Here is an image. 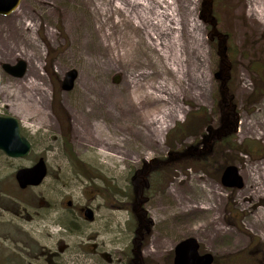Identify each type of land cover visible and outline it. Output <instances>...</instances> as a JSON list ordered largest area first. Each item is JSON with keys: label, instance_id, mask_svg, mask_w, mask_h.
<instances>
[{"label": "rangeland", "instance_id": "rangeland-1", "mask_svg": "<svg viewBox=\"0 0 264 264\" xmlns=\"http://www.w3.org/2000/svg\"><path fill=\"white\" fill-rule=\"evenodd\" d=\"M200 6L201 0H21L0 15V115L19 118L33 143L23 158L0 150V264L22 259L15 257L22 246L31 264H130L138 235L127 196L132 176L150 187L144 264H173L175 246L187 237L218 264H264V16L257 13L264 0H217L219 28L236 49L227 76ZM19 59L28 68L15 78L2 65ZM72 68L79 72L75 88L63 92ZM223 82L237 118L229 146L219 145L210 165L183 158L137 176L146 162L201 146L208 128L221 126ZM38 126L48 129L38 133ZM39 156L48 175L20 190L11 176ZM230 165L243 177L241 188L222 183ZM5 191L33 208L14 199L6 207ZM84 205L94 210L93 221L82 217Z\"/></svg>", "mask_w": 264, "mask_h": 264}, {"label": "trees", "instance_id": "trees-1", "mask_svg": "<svg viewBox=\"0 0 264 264\" xmlns=\"http://www.w3.org/2000/svg\"><path fill=\"white\" fill-rule=\"evenodd\" d=\"M200 13L201 20L205 22L208 27L209 43L215 48L217 53L218 68L221 72L225 73V76H227L230 72L231 65L234 63L236 49L232 46L231 35L222 32L219 28L220 18L217 15V0H201ZM219 91L224 102L222 108L225 109L222 111L221 126L213 131H209L211 129L209 127L208 132L203 135L204 139L201 146L198 144L191 149L180 152L175 150L174 152H171L167 158H160L153 160L152 162H146L142 167V170L139 172L137 171V176L139 173L149 172L151 170L160 173L162 172V168L163 170L168 169L173 161L177 163L183 158H192L196 163L210 165V158L216 152V148L219 145L223 147L225 144L231 143L237 130V118L234 110L230 108V94L226 82L222 83L219 87ZM54 101L58 103L60 98L55 96ZM175 131L176 129L171 133H174ZM227 146L229 145L227 144ZM72 158H74V155H72ZM138 178L139 177L132 176V188L129 186L130 192L127 195L129 198H132L133 213L138 219V229L135 230L138 235L134 238L132 245H130L131 248L129 247V253L132 255V262L130 264H144L142 249L144 238L150 231L151 225V218L145 206L147 197L144 196L145 193L149 191L150 187H148L146 183H141L140 178ZM214 264H218L217 258H215Z\"/></svg>", "mask_w": 264, "mask_h": 264}, {"label": "water", "instance_id": "water-1", "mask_svg": "<svg viewBox=\"0 0 264 264\" xmlns=\"http://www.w3.org/2000/svg\"><path fill=\"white\" fill-rule=\"evenodd\" d=\"M21 0H0V15L11 14L19 6ZM3 69L15 78L25 76L28 64L24 59H19L14 64L4 63ZM79 72L72 68L68 70L62 81L61 89L69 92L74 89ZM0 150L13 158L26 156L31 150V143L21 135L17 118L12 116H0ZM48 168L43 158L34 165L23 167L16 173V180L21 188L39 185L47 176ZM222 183L227 187L241 188L243 177L235 165H230L224 171ZM86 216L92 218L91 209L86 211ZM214 255L210 252L201 253L200 243L195 237H187L181 240L174 248L173 264H214Z\"/></svg>", "mask_w": 264, "mask_h": 264}, {"label": "flooded vegetation", "instance_id": "flooded-vegetation-1", "mask_svg": "<svg viewBox=\"0 0 264 264\" xmlns=\"http://www.w3.org/2000/svg\"><path fill=\"white\" fill-rule=\"evenodd\" d=\"M75 88V87H74ZM74 90V89H73ZM73 90H71L70 92H72ZM86 109V108H85ZM86 111H87V109H86ZM0 116H12V117H15V118H17L16 116H14V115H0ZM17 120L19 121V125H20V132H21V135L23 136V137H25L30 143H31V150L33 149V143H32V141L31 140H29V138H28V133H31V130H30V128H28L27 126H24L23 124H22V122H21V120L19 119V118H17ZM57 122L59 123V128L60 129H62L63 127H62V124H61V122L59 121V120H57ZM46 127V126H45ZM47 128V127H46ZM46 128H39V126H38V133L40 132V130H47ZM26 129V130H25ZM24 130H25V132H27V134H25L24 133ZM62 133V132H61ZM34 134V133H33ZM38 135V134H37ZM52 135V134H51ZM65 147V146H64ZM65 149H66V151H68V153L69 154H71L72 155V152H70V149L72 150L73 149V147L72 146H66L65 147ZM31 150H30V152H31ZM2 151V150H1ZM2 152H4V151H2ZM29 152V153H30ZM5 153V152H4ZM28 153V154H29ZM5 155H7L6 153H5ZM8 157H10L9 155H7ZM10 158H13V157H10ZM21 158H23V157H21ZM41 158H43L44 159V157L43 156H39L38 157V159H36V160H34L33 161V163L30 165V166H32V165H34L37 161H39V159H41ZM45 160V159H44ZM45 162H46V160H45ZM82 162V161H81ZM81 162H80V164H81ZM46 165H47V163H46ZM23 167H27V166H23ZM23 167H21V168H23ZM21 168H18L17 170H16V173H17V171L19 170V169H21ZM47 168H48V165H47ZM149 172H153L152 170L151 171H149ZM16 173H15V179L13 178V175L11 176V180H12V182L14 183V182H16L17 183V185H18V188L20 189V190H27V189H29L30 190V188H31V186H28V187H26V188H21L20 186H19V184H18V182H17V180H16ZM147 173V172H146ZM145 174V173H144ZM48 175V174H47ZM37 186V185H36ZM5 190H7V189H5ZM3 195L5 196V197H7V201L6 202H2V204L3 205H5L6 207H8L9 206V202H12L13 203V199L14 200H16V201H18L19 203H21L23 206H26L27 207V209H30V208H33L32 206H30V204H28V203H26L21 197H19V196H14L13 194H11V192L10 193H8L7 191H5V192H3ZM7 203V204H6ZM66 205L68 206V207H71L72 206V200H67L66 201ZM5 206H2V208H5ZM10 209V208H9ZM89 209H91L92 210V212H93V216H92V218H88L87 216H86V211L87 210H89ZM11 210V209H10ZM80 211H82V217L83 218H85L86 220H89V221H93V219H94V216H95V214H94V210L91 208V207H89L88 205H84L83 207H81L80 208ZM5 212H9V210H7L6 209V211ZM0 263H1V258L2 257H5V255H6V252H5V250H6V248H5V246H6V244L5 243H3L4 242V236H3V234L1 233V236H0ZM23 245V244H22ZM17 249V248H16ZM16 249H14V251L16 250ZM18 253H16L15 254V257L17 258L18 256V258H22V259H19L18 261H17V263H14V264H31V263H29V261H30V259H29V257H28V251H29V249L26 247H24V246H22V249H18ZM24 254H26V257L28 258V259H24L23 257H24ZM6 261V260H5ZM8 262H10V260H7Z\"/></svg>", "mask_w": 264, "mask_h": 264}, {"label": "bare ground", "instance_id": "bare-ground-1", "mask_svg": "<svg viewBox=\"0 0 264 264\" xmlns=\"http://www.w3.org/2000/svg\"><path fill=\"white\" fill-rule=\"evenodd\" d=\"M257 13H258V15H263L264 16V12H262V11H257ZM261 176L264 177V174L262 173Z\"/></svg>", "mask_w": 264, "mask_h": 264}]
</instances>
